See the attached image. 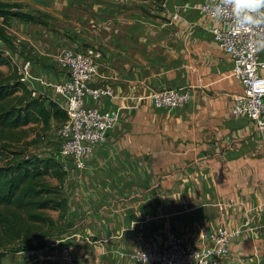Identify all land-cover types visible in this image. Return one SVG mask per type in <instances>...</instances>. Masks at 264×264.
<instances>
[{"label": "crops", "instance_id": "0c3cea01", "mask_svg": "<svg viewBox=\"0 0 264 264\" xmlns=\"http://www.w3.org/2000/svg\"><path fill=\"white\" fill-rule=\"evenodd\" d=\"M0 1L36 18L0 15V49L18 68L30 59L35 76L63 82L57 55L91 49L93 84L113 92L96 105L121 109L87 169L66 175L62 224L71 228L53 243L58 255L72 246L73 262L51 264H141L131 255L150 240L176 232L209 246L220 228L239 233L228 264H264V131L232 115L242 84L205 0ZM171 87H189L191 100L156 108L150 94ZM29 88L62 108L51 87Z\"/></svg>", "mask_w": 264, "mask_h": 264}, {"label": "built area", "instance_id": "2783aa9c", "mask_svg": "<svg viewBox=\"0 0 264 264\" xmlns=\"http://www.w3.org/2000/svg\"><path fill=\"white\" fill-rule=\"evenodd\" d=\"M222 0H205L201 11L221 20L213 28L214 40L232 57V74L242 84V92L234 94L231 112L234 117L253 120L260 131H264V25L238 30L229 15L217 17L214 10ZM96 55L93 50L65 49L57 55V62L68 71V79L50 82L32 73V60H26L19 68L21 81L27 86L41 84L51 87L62 98L67 119L61 124L59 157L63 167L70 166L79 171L88 167L87 157L94 153L96 146L106 142L109 133L121 117L120 108L102 109L96 105L104 98L111 97V88L95 86L97 75ZM36 91L33 88H30ZM150 100L156 108L175 110L187 104L192 98L189 87H171L155 90ZM67 165V166H65ZM239 233L220 228L212 235V244L200 247L185 241L178 233L169 232L162 241L150 240L137 249L131 257L141 264H228L226 257L232 239ZM58 243L47 247L32 248L27 256L32 264H51L56 261L73 262L72 246L63 245L61 254L55 253ZM50 247V248H49Z\"/></svg>", "mask_w": 264, "mask_h": 264}, {"label": "trees", "instance_id": "16d2710c", "mask_svg": "<svg viewBox=\"0 0 264 264\" xmlns=\"http://www.w3.org/2000/svg\"><path fill=\"white\" fill-rule=\"evenodd\" d=\"M15 7L19 6L0 1V15L36 21L29 13L11 10ZM66 119V112L56 101L35 95L21 81L19 68L0 49V141L13 140L16 130L24 136L30 131L46 132ZM0 157L6 158L0 163L1 264L9 248L45 245L61 227L67 210L62 190L67 171L53 157L30 156L26 150L5 143L0 147ZM55 211L59 212L57 217L52 214Z\"/></svg>", "mask_w": 264, "mask_h": 264}, {"label": "rangeland", "instance_id": "374dc122", "mask_svg": "<svg viewBox=\"0 0 264 264\" xmlns=\"http://www.w3.org/2000/svg\"><path fill=\"white\" fill-rule=\"evenodd\" d=\"M61 124H53L52 128L46 132L38 133V131H30L25 136L21 133L18 134V130L14 131L16 133L15 138L13 140L4 139L0 141V147L5 144H9L11 148L14 149H23L26 150L27 154L30 156H38V157H53L57 159L62 165L64 164L62 159L59 157V148H60V131ZM39 134V135H38ZM6 158L0 157V163H4ZM67 166V165H65ZM63 167L67 174L71 171V167L67 166ZM66 179V177H65ZM62 185V190L64 191V183ZM54 183L57 180H53ZM52 214L57 217L59 215L58 212H52ZM71 225L66 221L64 225L62 224L61 227L54 233L52 238L44 242L40 243L39 246L41 248L47 247L49 244L57 241L62 235L68 233ZM53 240V241H52ZM50 248V247H49ZM31 248L23 247L19 244L15 245L8 249V253L6 257L3 259L1 264H32L31 259L27 256L28 250Z\"/></svg>", "mask_w": 264, "mask_h": 264}, {"label": "clouds", "instance_id": "9594fccd", "mask_svg": "<svg viewBox=\"0 0 264 264\" xmlns=\"http://www.w3.org/2000/svg\"><path fill=\"white\" fill-rule=\"evenodd\" d=\"M217 17L229 15L238 30L264 25V0H222L215 8Z\"/></svg>", "mask_w": 264, "mask_h": 264}]
</instances>
